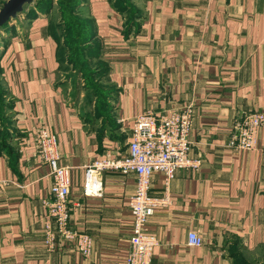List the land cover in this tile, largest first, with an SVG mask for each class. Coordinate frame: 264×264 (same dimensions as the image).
Masks as SVG:
<instances>
[{"label":"crops","instance_id":"obj_1","mask_svg":"<svg viewBox=\"0 0 264 264\" xmlns=\"http://www.w3.org/2000/svg\"><path fill=\"white\" fill-rule=\"evenodd\" d=\"M59 12L52 0L0 29V179L15 183L0 189V264H126L136 176L103 171L100 194H86L85 167L123 156L137 116L189 104V157L202 163L177 171L171 204L148 223L159 241L153 262L262 263L249 256L264 255V124L254 150L226 145L237 121L264 109V0H83L77 14L90 21L95 51L87 63L100 81L74 68ZM40 126L71 167L70 225L93 238L88 257L44 244L52 178L36 157ZM151 184L161 196L163 175ZM191 231L202 246L187 245Z\"/></svg>","mask_w":264,"mask_h":264},{"label":"built area","instance_id":"obj_2","mask_svg":"<svg viewBox=\"0 0 264 264\" xmlns=\"http://www.w3.org/2000/svg\"><path fill=\"white\" fill-rule=\"evenodd\" d=\"M195 114L193 104L180 110L162 115L148 111L134 119L131 140L123 156L106 157L92 161L85 167L84 192L100 194L95 176L103 171H114L123 175L136 176V192L129 201L132 215V235L126 264H154L153 253L159 241L147 232V226L157 208L171 204V183L180 169H197L201 159H191L189 133ZM264 124V109L244 115L233 127V133L226 147L251 151L257 147L258 130ZM36 157L47 165L52 178L48 197L43 200L47 212L44 223V244L49 251L61 245H73L83 257L91 255L93 238L70 225L69 195L71 167L60 164L58 143L55 135L40 126L36 133ZM161 173L164 177V191L161 196L150 193L152 176ZM11 184V180L0 179V189ZM187 245L200 247L202 238L196 232H189Z\"/></svg>","mask_w":264,"mask_h":264},{"label":"trees","instance_id":"obj_3","mask_svg":"<svg viewBox=\"0 0 264 264\" xmlns=\"http://www.w3.org/2000/svg\"><path fill=\"white\" fill-rule=\"evenodd\" d=\"M82 2L83 0H59L60 12L61 10H64L63 12H67V11L68 13L70 12L68 16H66L67 13H65L64 16L61 17L63 25L60 26V31L62 32L64 39H69L75 45V47L73 45V47L75 48V49L73 48L74 49L73 51V49H69L68 42L65 43V48L67 47V50L69 51V53H71L70 59L72 60L75 66H78V62H82L84 66H86L87 64H89L87 63L88 62L87 59L89 58L91 59L93 55H90V57L86 58V60L84 59L83 56L90 54L92 50L95 53L94 47H90L87 43V40L92 35L90 21L87 18H84V20L76 22L78 18L81 17L80 16L81 14H77V11ZM51 5H52V0H38L34 5L27 6L26 7L27 9L25 8L27 11L23 14L32 16L39 13H43L47 11L51 7ZM62 6H65V8H63ZM67 20H69L71 23L70 22L67 23ZM75 25L78 28H82V29L78 30L77 36L70 37L69 32L70 30L73 29ZM7 26L8 25H6L5 27ZM63 28L64 30H62ZM81 38L82 40H80ZM79 44H81V47ZM76 53L78 55H75ZM81 70H83V68H81ZM247 264H264V261L262 263L250 262Z\"/></svg>","mask_w":264,"mask_h":264},{"label":"rangeland","instance_id":"obj_4","mask_svg":"<svg viewBox=\"0 0 264 264\" xmlns=\"http://www.w3.org/2000/svg\"><path fill=\"white\" fill-rule=\"evenodd\" d=\"M63 8H65V6H62ZM62 9V8H61ZM64 10H61V12H59V16H61V17H63L64 16V14L65 13H67L66 14V16H68L69 14H70V12L68 13V11L67 12H63ZM84 16V15H83ZM82 20H84V18L83 17H79L78 18V20L76 21V22H78V21H82ZM70 21L69 20H67V23H69ZM71 23V22H70ZM78 27L75 25L74 27H73V29L72 30H70V32H69V36L70 37H75V36H77L78 34H77V32H78V30H81L82 28H78ZM62 30H64V28L62 29ZM80 40H82V38L80 39ZM66 42H68V47H69V49H73L74 47H75V45L69 40V39H65V43ZM73 45H74V47H73ZM80 45V47H81V44H79ZM75 49V48H74ZM74 49H73V51H74ZM66 51V50H65ZM63 53H64V50H63ZM94 54V52H93V50L91 51V53L90 54H87V55H82L83 57H84V59L86 60V58H88V57H90V55H93ZM75 55H78L77 53L75 54ZM86 65V64H85ZM96 66L95 65H93L92 63H89V64H87L86 66H84V64L82 63V62H78V66H74V68H77V69H81V68H83V72H85V74L86 75H88L89 73L91 74V73H94L95 74V76H93L92 77V80L93 79H95L96 81L98 80V81H100L101 80V74L99 73V69L98 68H95ZM93 68H95L93 71H91ZM63 69H70V67L69 66H67V67H65V68H63ZM71 71V70H70ZM90 79H91V76H90ZM1 93H2V85H1V82H0V97H1ZM256 254H253V255H251V256H249V258H255V259H257L258 261H264V255L263 256H255ZM248 256V255H247ZM243 257V256H242ZM252 262V261H251Z\"/></svg>","mask_w":264,"mask_h":264},{"label":"water","instance_id":"obj_5","mask_svg":"<svg viewBox=\"0 0 264 264\" xmlns=\"http://www.w3.org/2000/svg\"><path fill=\"white\" fill-rule=\"evenodd\" d=\"M33 2L34 0H6L0 8V29L25 13V8L32 6Z\"/></svg>","mask_w":264,"mask_h":264}]
</instances>
